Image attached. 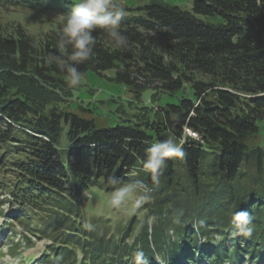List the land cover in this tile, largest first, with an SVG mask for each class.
<instances>
[{"label":"trees","instance_id":"1","mask_svg":"<svg viewBox=\"0 0 264 264\" xmlns=\"http://www.w3.org/2000/svg\"><path fill=\"white\" fill-rule=\"evenodd\" d=\"M74 3L0 0L5 10L59 20L40 38L20 21L0 20V190L20 207L7 221L44 212L46 228L37 230L54 234L58 264H77L78 248L81 264H134L137 250L150 264L264 261V6L256 0H193V11L164 0L123 6L127 46L115 47L98 29L92 59L78 68L113 71L110 79L140 100L154 91L151 104L131 118L99 126L68 109L76 87L48 62L60 55L62 23ZM163 95L177 101L160 104ZM167 138H183L186 155L169 160L156 184L143 169L145 150ZM131 177L152 195L153 226L146 219L134 235V215L118 239H101L98 229L77 232L79 194L114 190ZM237 211L249 213L251 237L237 234ZM7 232L5 223L0 235Z\"/></svg>","mask_w":264,"mask_h":264},{"label":"rangeland","instance_id":"2","mask_svg":"<svg viewBox=\"0 0 264 264\" xmlns=\"http://www.w3.org/2000/svg\"><path fill=\"white\" fill-rule=\"evenodd\" d=\"M151 0H118L122 6H138L150 2ZM169 4L178 5L183 9L193 11V0H164ZM199 17L215 21L216 17L198 15ZM47 18H53L47 20ZM0 20L6 22L10 20L20 21L27 31L36 38H40L42 34L49 28L54 27L59 22L58 19L45 13H38L28 10H5L0 7ZM114 75L113 71H107L105 75L88 72L82 74V83L76 86L72 102L68 109L77 113H81L85 117L94 118L99 126H113L125 118H131L132 114L138 112L139 107L151 104V97L154 89H148L142 94L141 100L136 98L135 92L129 87L117 83L110 79ZM134 100V101H132ZM168 102H176L177 98L173 96L163 95L159 102L160 104ZM82 106V107H81ZM85 109V110H84ZM63 140H66V130L63 131ZM10 174V173H6ZM130 185L134 188L131 197L119 208H114L109 205L110 197L115 190H102L96 187L84 190L79 194L81 201V209L83 216L79 220V227L84 230L83 224L89 222L98 229L99 238L109 239L110 236L117 238L124 232L126 224L136 215L139 219L148 220L149 228L154 224V219L149 217L150 204L153 202L151 194H148V188L145 184L136 182L133 177L124 181L121 185ZM85 193H88L86 196ZM0 227L3 223H7L8 232L0 236V264H41V254L49 245L50 239H54L52 229L49 235L41 233L37 229H45L47 221L44 220V212H32L28 219L19 222L13 218L7 221L8 217L20 207L10 201V195L5 188L0 190ZM140 201L137 203V201ZM149 203L147 207L144 204ZM28 220L30 221L28 224ZM137 232H140V224ZM136 235V232L134 233ZM45 236L46 238L39 237ZM120 238V237H119ZM118 239V238H117ZM20 240L21 249H14L7 245L10 242ZM133 238L130 240L132 242ZM49 247V246H48ZM52 249V246L50 247ZM9 250V253H8ZM14 253L10 256V253ZM18 254V255H17ZM17 255V256H16ZM76 258V255H75ZM77 258H81L78 253ZM74 259V256H68V261ZM204 264V263H199ZM223 264H232L224 262ZM242 264H264V261L254 263L253 261H245Z\"/></svg>","mask_w":264,"mask_h":264},{"label":"clouds","instance_id":"3","mask_svg":"<svg viewBox=\"0 0 264 264\" xmlns=\"http://www.w3.org/2000/svg\"><path fill=\"white\" fill-rule=\"evenodd\" d=\"M257 7L264 6V0H256ZM125 18V10L118 0H75L74 7L64 17L62 23L58 48L60 55H53L48 61L55 62L62 72H66L68 86L76 87L82 83V74L78 65L92 59L96 46L94 32L102 30L117 48L125 47L128 38L121 31V23ZM71 51H68V48ZM193 139H198L192 134ZM181 138L178 141L167 138L153 142L145 150L143 169L151 175L154 183H159V178L168 167L169 160L173 158L183 159L186 155ZM115 183L114 180L111 181ZM134 188L130 185L117 187L109 200V205L114 208L121 207L132 195ZM87 196L88 193H85ZM140 201L138 200L137 203ZM237 234L251 237L254 232L252 219L247 211H237L232 217ZM86 230H94V226L85 222ZM134 264H150L142 250L133 254Z\"/></svg>","mask_w":264,"mask_h":264},{"label":"built area","instance_id":"4","mask_svg":"<svg viewBox=\"0 0 264 264\" xmlns=\"http://www.w3.org/2000/svg\"><path fill=\"white\" fill-rule=\"evenodd\" d=\"M187 131L189 132V133H191V134H193L194 132H191L189 129H187ZM195 134V133H194ZM195 136H196V134H195Z\"/></svg>","mask_w":264,"mask_h":264}]
</instances>
